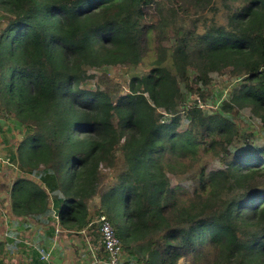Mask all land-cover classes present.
I'll return each mask as SVG.
<instances>
[{
    "label": "trees",
    "instance_id": "trees-1",
    "mask_svg": "<svg viewBox=\"0 0 264 264\" xmlns=\"http://www.w3.org/2000/svg\"><path fill=\"white\" fill-rule=\"evenodd\" d=\"M0 13V119L23 131L14 221L82 238L99 199L125 264H264V145L238 125L249 109L264 126V0H0ZM115 66L148 71L115 99L83 86ZM227 70L241 82L218 111L186 107ZM32 248L31 264L52 263Z\"/></svg>",
    "mask_w": 264,
    "mask_h": 264
},
{
    "label": "rangeland",
    "instance_id": "rangeland-1",
    "mask_svg": "<svg viewBox=\"0 0 264 264\" xmlns=\"http://www.w3.org/2000/svg\"><path fill=\"white\" fill-rule=\"evenodd\" d=\"M220 6L221 4L219 5V7ZM217 18L218 20H222V22L225 21V16L221 8L219 9ZM147 71L148 70H144L143 68H139L138 71H133L127 66H115L102 69L91 68L88 70L89 78L83 84V86L86 89L106 92L115 99L128 91L129 80L133 75L142 72L147 73ZM212 79L213 83L211 85L207 87H203L200 85V92L204 93L203 96L199 95V93H196L195 95H191V98L189 97L190 99L187 103L188 107L194 104H198L209 112L218 111L221 108L223 101L230 99L235 86L239 84V82H241V79H235L232 76L231 70H227L222 74H213ZM162 112L164 113V115H166L164 111ZM2 122H5V125L4 127H2L4 129L0 132V243H4L6 248L5 264H24L26 263L27 259L23 255L27 253L26 257L28 258L29 252L27 251L32 246L30 244L32 243V241L30 240L29 244L28 242H25L26 244H21L19 241L10 244L7 242L8 239H21L24 242L25 238L24 235H21L18 238L19 232L15 230V221L6 212L9 210V207H7L6 204L8 203L7 192L13 180H15V178L18 176L17 169L13 165L14 162L10 160L7 150L9 148V144H14L17 140L22 139L23 131L22 129H20V127L14 125V121L12 124V122L2 119ZM238 125L240 126L243 134L251 137V141L253 143L252 145L256 147L257 145H264L263 123L258 118H255L251 114L249 109H244L240 112ZM243 143L244 141H242V143H240V146H237V148L243 146ZM216 166L217 165L212 166V168H215ZM103 172L106 173V179L104 182L108 183L113 180V171L104 168ZM172 184H177L174 178H172ZM183 186L190 187L191 183L184 182ZM91 205L93 211L92 221L96 224L97 227L92 231L89 239L87 238L88 233H86V235H81L83 239L71 238L70 240H67L66 235L62 234L61 239L59 238L58 241L61 249H59L58 252L55 251V253H53L51 257L53 260V257L55 256L56 264H106L105 262L107 260L103 259L104 254L102 251L105 252V250L102 245L101 235L100 240L97 239V243H95L96 237H92L93 235L99 236L100 232L98 224L99 216L94 213V208H98V206L100 205V200L96 199ZM1 212H3V215L1 214ZM8 212L10 213V210ZM126 214L124 213L123 221H120V224L125 231L128 230L129 227V222ZM124 225H126L125 228ZM9 232H14L15 235L10 236ZM90 242H93L96 246L93 248ZM9 250H12L14 254L12 252L9 253ZM49 251L52 253V250ZM60 251L62 253V256L60 255ZM181 263L183 264L184 261H182Z\"/></svg>",
    "mask_w": 264,
    "mask_h": 264
},
{
    "label": "crops",
    "instance_id": "crops-1",
    "mask_svg": "<svg viewBox=\"0 0 264 264\" xmlns=\"http://www.w3.org/2000/svg\"><path fill=\"white\" fill-rule=\"evenodd\" d=\"M10 122H12V124H13V121H10ZM4 125H5V122H2V120L0 119V132L4 129V128H2V127H4ZM14 125H16V124L14 123ZM0 141H1V139H0ZM19 141L20 140H17L16 143L9 144V148L7 150L9 157L11 156V154L13 152L12 150H16L15 146H16L17 142H19ZM9 181H10V179H9ZM6 204H7V207H9V203H6ZM9 210H10V207H9ZM9 215H10V213H9ZM14 225H15V230L19 232L18 238L21 235H24L25 241L23 242L21 239H18V240L8 239L7 242L9 244L10 243H14L16 241H19L21 244H26L25 242H28V244H29L30 240L32 241V243H30L32 246L31 247L29 246L30 249H28V251H27V252H29L28 253V258L26 257L27 253L25 255H23L27 259L26 263H24V264H31L32 263L33 256H32L31 252L33 250V248H32L33 246L39 245V246H43V247H46V248H50V250H52L51 254L55 253V251L58 252V250L61 249V246L59 245L58 241H59V238L61 239L62 236H60L58 234H55V232H51L49 230H44V229L39 228V227H37L35 225H30L29 223H23V222H20V221L19 222L15 221ZM87 233H88L87 234L88 235L87 238L89 239V237L91 236V233L90 232H87ZM10 234H11V232H10ZM84 234L86 235V233H84ZM13 235H15L14 232H13ZM71 238L75 239L77 237H75V236L66 237L67 240H70ZM97 239L100 240V237L96 236V242L95 243H97ZM91 246L94 248L96 245H94V243L91 242ZM55 248H56V250H55ZM8 252L9 253L12 252L14 254V252L12 250H9ZM60 255L62 256L61 251H60ZM52 263L56 264L55 256L53 257Z\"/></svg>",
    "mask_w": 264,
    "mask_h": 264
},
{
    "label": "built area",
    "instance_id": "built-area-1",
    "mask_svg": "<svg viewBox=\"0 0 264 264\" xmlns=\"http://www.w3.org/2000/svg\"><path fill=\"white\" fill-rule=\"evenodd\" d=\"M7 213L9 215V212ZM1 214L3 215V212H1ZM10 217H11V214H10ZM98 224H99V231L101 235L102 245L105 250V253H107L108 255V259L105 263L106 264H125L126 257H125L122 244L118 236L116 235V232L110 220L106 216L101 215L99 216ZM37 251L39 255L41 256V260L48 261L50 259L51 252L44 253V250L42 249L40 250L37 249Z\"/></svg>",
    "mask_w": 264,
    "mask_h": 264
}]
</instances>
